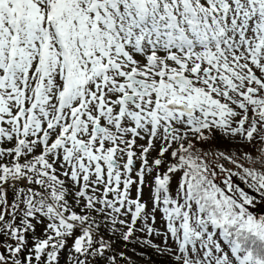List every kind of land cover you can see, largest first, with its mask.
<instances>
[{"label": "snow or ice", "instance_id": "obj_1", "mask_svg": "<svg viewBox=\"0 0 264 264\" xmlns=\"http://www.w3.org/2000/svg\"><path fill=\"white\" fill-rule=\"evenodd\" d=\"M146 174L176 248L144 243L264 264V0H0V264H117Z\"/></svg>", "mask_w": 264, "mask_h": 264}, {"label": "rangeland", "instance_id": "obj_2", "mask_svg": "<svg viewBox=\"0 0 264 264\" xmlns=\"http://www.w3.org/2000/svg\"><path fill=\"white\" fill-rule=\"evenodd\" d=\"M218 137V140L214 141V139H211L210 141H207L206 143H200V146L205 150H210L213 152L216 151H225V152H231L235 151L236 149H240V151H249L250 149L246 145H240L238 143L233 142L230 138L223 137L219 134V132L216 133ZM214 136V137H215ZM139 143H144V141H139ZM162 143V141H157V147ZM240 152H237V155H239ZM156 155V152L153 151L151 156L154 157ZM151 158V157H150ZM225 165V168H231L233 172L236 171L235 167L231 164H229L227 161H221ZM139 162H137L136 167L133 170V180L135 181L137 179L135 173L138 170ZM217 176L215 178V182L219 185L223 186L224 179L227 177V172H221L219 168L215 169ZM63 178V177H61ZM152 176L150 174H146V180L145 184L143 185V192H142V202L146 203L148 205V211L150 213L149 219H148V226L153 229V232L151 235H149L146 231H142L141 229L144 227V221L143 219H138L137 225H136V232L134 233L133 237V248L130 251L131 258L137 262H144L147 264H173L172 263V256L167 254L166 252L158 251L157 248H153L151 245L144 243V241L151 240L153 244L158 245L160 249L165 248H176V243L174 239L171 237V234L168 232L167 229V220L165 218V215L163 213L162 206L161 209H158L155 213V219H152L151 209L154 207V202L152 200V195L154 192V185L152 183ZM234 183L241 185L243 187H247L246 184H244L242 181L239 180V177H233ZM140 185L138 183L134 184L131 187L130 195L132 198L136 197L137 194V188H139ZM102 194V193H101ZM78 212L80 211L79 208L76 209ZM130 220V217H128ZM43 229V226L41 227ZM116 236H119L118 234ZM165 236H167V242H165ZM64 264V261L62 262Z\"/></svg>", "mask_w": 264, "mask_h": 264}, {"label": "trees", "instance_id": "obj_3", "mask_svg": "<svg viewBox=\"0 0 264 264\" xmlns=\"http://www.w3.org/2000/svg\"><path fill=\"white\" fill-rule=\"evenodd\" d=\"M213 139H214V141H216V140H218V137L215 136V137H213ZM204 143H206V142H204ZM198 146H200L199 142L197 143V147ZM179 179H180V176L178 174V175L174 176L172 181H171V190L173 193L175 192V188L178 184ZM40 227H41V225H37V234L38 235L40 233H42V231H43V229ZM107 236H111V234H107ZM107 236H106V238H107ZM111 241L113 243V250L109 254L116 256L117 264H147L144 262L137 263L131 258L130 251L134 247L132 238H130L129 242H124L123 240L119 239V236H111ZM71 244H72V241L69 240L68 241L69 247L67 249L61 250L60 255H59L60 264H62L63 261H64V264H72L70 257L74 256L75 253L73 250H71ZM121 252L124 253L123 257H121L119 255ZM172 263L174 264L173 259H172ZM160 264H163V263H160Z\"/></svg>", "mask_w": 264, "mask_h": 264}]
</instances>
